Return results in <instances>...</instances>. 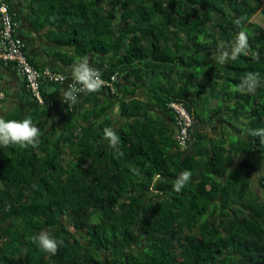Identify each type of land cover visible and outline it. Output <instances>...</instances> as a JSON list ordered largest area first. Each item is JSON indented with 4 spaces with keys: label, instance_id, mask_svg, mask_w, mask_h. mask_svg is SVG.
Masks as SVG:
<instances>
[{
    "label": "trees",
    "instance_id": "obj_1",
    "mask_svg": "<svg viewBox=\"0 0 264 264\" xmlns=\"http://www.w3.org/2000/svg\"><path fill=\"white\" fill-rule=\"evenodd\" d=\"M37 1L36 26L54 27L71 49L67 63L112 52L96 65L117 77L112 90L101 87L109 101L96 110L66 103L55 136L39 126L37 147H0V264H264V199L250 176L262 169L264 192V140L251 135L264 129V0ZM241 31L247 54L218 63ZM250 73L255 91L238 90ZM208 81L228 125L216 143L192 127L181 150L151 109L181 100L190 111L187 88L204 93ZM142 87L163 95L148 106L135 97ZM28 104L24 119L46 112L32 97ZM113 105L130 119L123 126ZM42 231L63 240L55 255L34 242Z\"/></svg>",
    "mask_w": 264,
    "mask_h": 264
},
{
    "label": "crops",
    "instance_id": "obj_2",
    "mask_svg": "<svg viewBox=\"0 0 264 264\" xmlns=\"http://www.w3.org/2000/svg\"><path fill=\"white\" fill-rule=\"evenodd\" d=\"M12 12L13 19L18 23L17 34L25 43L24 52L29 61L38 68L49 67L52 70L70 75L73 65L81 60H87L89 65L100 67L102 62L109 64L113 57V53L100 54L96 51H90L83 57H74L73 62L67 63V56L70 53V48L59 44L55 41V29L52 26H36L38 5L37 0H6ZM55 38V39H54ZM64 59V60H63ZM105 66H101L105 71ZM42 93L47 100L46 104L41 107L46 109V112L33 120V123L39 127L45 124V132L53 133L54 136L59 132L64 122L66 121V103L63 102L62 92L65 91V84H48L45 83L42 88ZM202 89L193 84L187 88L186 92L191 100L190 111L194 116L193 129L198 134L206 135V141L216 143L219 140V134L224 125H228V113L221 108V100H216L217 89L210 91V82L206 84L205 92H200ZM157 89H147L142 87L135 93V97L147 103L148 106L155 104L156 97L161 95ZM163 95V94H162ZM31 99L27 90L24 87L22 76L15 70L12 63H4L0 60V117L7 118L14 115L18 119H24L30 108L28 101ZM102 101H109L108 94L105 90L100 89L98 92L82 93L77 102L73 105V111L77 113H88L90 110H96V104H102ZM223 103V102H222ZM99 107V106H98ZM112 108V107H111ZM112 121L115 124L123 126L128 122L126 116L121 115L118 105H113L111 109ZM154 114L165 123L166 126L173 130L172 137L176 133V127L170 119L172 113L168 109H151ZM227 114V115H226ZM195 137V136H194ZM203 148H206V142H202ZM260 181V178H259ZM260 184V182H259Z\"/></svg>",
    "mask_w": 264,
    "mask_h": 264
},
{
    "label": "clouds",
    "instance_id": "obj_3",
    "mask_svg": "<svg viewBox=\"0 0 264 264\" xmlns=\"http://www.w3.org/2000/svg\"><path fill=\"white\" fill-rule=\"evenodd\" d=\"M247 49L248 37L246 33L241 31L236 38L231 52L222 51L216 59L218 63L224 64L229 59H237L241 53L247 54ZM71 77L74 84H70L68 90L61 93L64 103L71 102L74 104L77 102V93L87 94L98 92L104 84L101 71L91 67L87 60H81L73 65ZM258 84V75L250 73L239 86L238 90L254 92ZM75 85H80V87H76ZM40 135V129L30 118L23 120H5L0 117V147L20 146L22 148H27L31 146L35 148L40 143ZM251 135L259 136L264 140V129L252 130ZM105 138L109 139L112 146L119 143V139L113 130H106ZM190 175L191 173L188 171L183 172L173 186L174 190L180 191L189 180ZM33 240L38 243L39 247L44 252L51 255H55L59 247L63 244L62 239H57L48 232L43 231L33 237Z\"/></svg>",
    "mask_w": 264,
    "mask_h": 264
},
{
    "label": "built area",
    "instance_id": "obj_4",
    "mask_svg": "<svg viewBox=\"0 0 264 264\" xmlns=\"http://www.w3.org/2000/svg\"><path fill=\"white\" fill-rule=\"evenodd\" d=\"M18 23L13 19L9 5L6 0H0V60L4 63H12L15 70L22 76L23 84L28 94L40 105L46 104L41 91V83L46 81L51 84H65V91L70 84H74L71 74L67 75L50 69L49 67H35L27 58L24 47L25 43L17 34ZM97 68L102 73L103 86L113 89L112 83L116 79V72L103 76V68ZM80 87V85H75ZM82 93H77V98ZM168 108L174 116L176 134L175 139L180 147L184 149L192 139L191 129L194 125V117L181 100H170Z\"/></svg>",
    "mask_w": 264,
    "mask_h": 264
},
{
    "label": "rangeland",
    "instance_id": "obj_5",
    "mask_svg": "<svg viewBox=\"0 0 264 264\" xmlns=\"http://www.w3.org/2000/svg\"><path fill=\"white\" fill-rule=\"evenodd\" d=\"M252 20L261 22L260 14L256 13L253 16ZM230 51L231 50L227 49V52H230ZM219 104H222V102H220ZM42 126H44V128L46 127L45 124H43ZM261 175H262V169L261 168L259 170H257V171H250V176H251V180H252L251 187L256 193H258L261 196L262 199H264L263 188L259 184V177Z\"/></svg>",
    "mask_w": 264,
    "mask_h": 264
}]
</instances>
